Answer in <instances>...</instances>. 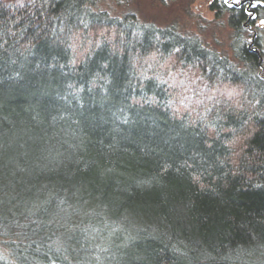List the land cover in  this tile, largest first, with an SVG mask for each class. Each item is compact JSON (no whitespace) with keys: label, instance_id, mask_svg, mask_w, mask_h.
<instances>
[{"label":"trees","instance_id":"1","mask_svg":"<svg viewBox=\"0 0 264 264\" xmlns=\"http://www.w3.org/2000/svg\"><path fill=\"white\" fill-rule=\"evenodd\" d=\"M94 1L0 0V264H264L241 25L235 63Z\"/></svg>","mask_w":264,"mask_h":264},{"label":"rangeland","instance_id":"2","mask_svg":"<svg viewBox=\"0 0 264 264\" xmlns=\"http://www.w3.org/2000/svg\"><path fill=\"white\" fill-rule=\"evenodd\" d=\"M93 4L96 10H105L112 16L132 13L144 23L159 27L174 25L180 32L196 36L205 45L220 51L232 62L237 61L231 46L235 28L226 10H213L209 0H96ZM240 27L237 30L240 40L250 42L251 31ZM260 32L264 37V29ZM261 71L264 75V69Z\"/></svg>","mask_w":264,"mask_h":264},{"label":"flooded vegetation","instance_id":"3","mask_svg":"<svg viewBox=\"0 0 264 264\" xmlns=\"http://www.w3.org/2000/svg\"><path fill=\"white\" fill-rule=\"evenodd\" d=\"M209 4L213 10H226L228 19L232 15L237 25L251 31L247 47L258 55L260 68L264 69V37L260 32L264 29V0H209Z\"/></svg>","mask_w":264,"mask_h":264},{"label":"water","instance_id":"4","mask_svg":"<svg viewBox=\"0 0 264 264\" xmlns=\"http://www.w3.org/2000/svg\"><path fill=\"white\" fill-rule=\"evenodd\" d=\"M256 49V48H255ZM260 63V62H259Z\"/></svg>","mask_w":264,"mask_h":264}]
</instances>
